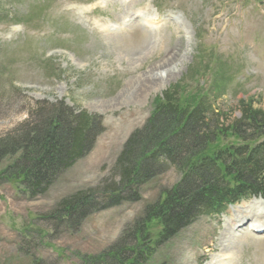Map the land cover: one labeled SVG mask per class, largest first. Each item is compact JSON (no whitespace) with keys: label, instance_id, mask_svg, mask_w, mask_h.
Returning <instances> with one entry per match:
<instances>
[{"label":"rangeland","instance_id":"obj_1","mask_svg":"<svg viewBox=\"0 0 264 264\" xmlns=\"http://www.w3.org/2000/svg\"><path fill=\"white\" fill-rule=\"evenodd\" d=\"M151 1L164 12L178 10L187 31L142 26L137 16L148 15L149 0H116L89 14L80 12L87 0H0V140L35 124L37 107L60 102L75 115L86 112L97 131L89 151L43 195L30 198L9 175L0 177V264H79L133 231L146 206L178 181L174 168L143 183L136 202L98 210L79 226L46 216L62 199L110 181L126 140L171 86L187 81L192 90L211 92L215 108L231 119L239 117L241 99L264 110V3ZM95 20L114 29L100 30ZM17 21L25 23L12 32ZM212 220L200 217L161 245L160 226L152 222L147 264H204L222 229ZM243 241L233 245L234 263L264 264L263 237Z\"/></svg>","mask_w":264,"mask_h":264},{"label":"trees","instance_id":"obj_2","mask_svg":"<svg viewBox=\"0 0 264 264\" xmlns=\"http://www.w3.org/2000/svg\"><path fill=\"white\" fill-rule=\"evenodd\" d=\"M61 104L37 107L35 124L0 140V177L9 175L30 198L47 192L59 173L89 151L97 135L91 116L83 111L75 115ZM236 109L239 117L233 119L216 112L187 81L163 92L143 128L126 140L110 181L62 199L46 217L79 226L98 210L135 202L139 187L159 169L174 167L179 179L146 206L131 233L79 264H147L152 222L160 226L161 245L202 213L217 212L251 193L264 195V110L244 99ZM13 155L20 161L15 166ZM5 161L9 164L1 165Z\"/></svg>","mask_w":264,"mask_h":264},{"label":"bare ground","instance_id":"obj_3","mask_svg":"<svg viewBox=\"0 0 264 264\" xmlns=\"http://www.w3.org/2000/svg\"><path fill=\"white\" fill-rule=\"evenodd\" d=\"M111 0H102L100 4L110 2ZM143 23L153 26V19H143ZM180 26V25H179ZM180 29V27H178ZM166 72L161 71L158 76L163 78ZM234 219L229 221L227 218L226 222L223 221V231L219 234L218 241V252L215 253L207 264H228L230 261L228 256H231V241H233V235L237 233L242 224L248 223L250 228L262 227L264 225V202L258 199H252L248 202H242L231 211ZM237 229H239L237 231ZM249 233L244 232L240 239L235 243L236 247L240 246L243 240L248 237ZM235 247V248H236ZM234 263V262H233ZM235 264V263H234Z\"/></svg>","mask_w":264,"mask_h":264}]
</instances>
